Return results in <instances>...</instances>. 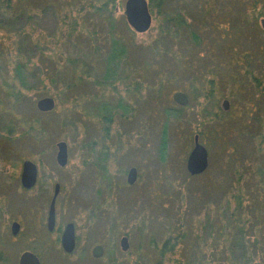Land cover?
Returning <instances> with one entry per match:
<instances>
[{"label":"rangeland","instance_id":"1","mask_svg":"<svg viewBox=\"0 0 264 264\" xmlns=\"http://www.w3.org/2000/svg\"><path fill=\"white\" fill-rule=\"evenodd\" d=\"M160 1L146 0L151 21L143 32H136L127 24L123 13L125 0H26L25 4L23 1L26 12L20 5L14 10L15 16L11 14L10 17L3 15L2 11L7 10L1 6L0 44L5 59L12 60L6 79L12 80L16 73L13 59H24L28 55L42 80L39 83L34 76L30 79L25 72L32 85L29 90H24L25 103L20 111L38 115L36 104L43 96L53 97L56 102L52 110L40 113V133L26 137L15 133L6 138L0 133V262L18 264L21 254L27 249L40 255L41 264L133 262L136 260L134 254L128 253L132 250V237L137 239L145 227L156 233L160 219L146 218V213L148 217L150 210L157 212L164 206L161 203L166 200L163 193L168 191L169 184L173 186L170 189L174 194L178 186H204L208 177L222 172L218 166L221 160H225L222 164L226 167L232 166L248 176L257 177V172L263 173L264 97L257 87L249 83L244 73L246 61L242 54L250 53L251 66L264 65V41L254 40L253 35L249 37V29L241 30L240 26L230 24L228 20L233 16L232 9L239 10L248 0H216L217 4L213 0ZM188 2H198L203 9L193 7L189 11V7L185 10ZM232 2L237 6L231 8ZM174 8L178 13L174 17L184 18L185 26L178 33L170 32V37L178 35L183 57L179 60L178 70L164 65L166 72H163L171 84L167 96L172 104L182 106V109L179 123L168 127L169 138L165 144L169 154L163 157L159 152L162 151L160 134L153 138L149 132L140 137L133 131L122 133L120 130L122 127L125 131L131 130L130 126L134 127L135 121H124L121 125L117 97L124 96L128 104L131 100L117 79L105 80L117 85L118 92H115L108 85L94 87L90 77L84 78L81 91L86 96L74 103L66 101L72 94L63 84L64 79H70L68 72L71 68H64L67 71L64 77L49 69L54 64L62 67L69 57L75 58V62L76 58L86 63L94 61L96 66L98 54L105 55L114 42L120 44V38L126 49L128 68L137 72L128 73L132 76L137 74L139 78L146 72L139 68L144 58L138 55L136 46L152 45L161 29L170 30L174 22H166L168 15L163 11ZM214 8L216 16L210 13ZM248 10L252 8L248 6ZM160 11L163 14H159ZM196 11L206 13L207 18L201 19ZM187 29L196 30L201 41L197 47L192 48ZM236 30L238 33H234ZM165 43L170 44V40H165ZM170 75L176 76L175 79ZM210 79L214 82V98L187 96L192 84L207 92ZM260 79H264L262 73ZM131 80L133 78L128 77L124 81L131 84ZM15 82L18 83L17 79ZM263 87L264 81L260 86L261 92ZM2 89L0 87V98L4 99ZM175 92L186 94L185 104L180 105L173 100ZM102 103L107 105L111 116L108 123L101 118L106 112L99 111ZM148 104L152 106L147 103L145 109ZM68 110H74L72 117L65 115ZM195 136L207 151V167L199 174L189 175L185 160ZM61 139L67 142L68 161L59 166L55 155L56 143ZM27 158L38 167V179L34 186L25 189L21 185L20 174L22 161ZM130 170H133L131 182L128 181ZM228 177L233 180L232 175ZM56 183H59V191L54 233L46 226V215ZM95 205L98 208L91 216L89 208ZM145 218L148 223L144 224ZM14 221L20 222L15 234L10 228ZM67 222L74 224L78 240L73 252L66 254L56 235H61ZM123 236L126 237L125 251L119 244ZM95 244L102 248L98 257L91 255ZM147 253L151 255L149 248Z\"/></svg>","mask_w":264,"mask_h":264},{"label":"trees","instance_id":"2","mask_svg":"<svg viewBox=\"0 0 264 264\" xmlns=\"http://www.w3.org/2000/svg\"><path fill=\"white\" fill-rule=\"evenodd\" d=\"M12 1L0 0V8L2 6L7 10L4 12L2 8L3 15H7V17L11 14L14 15L13 13L16 12L14 10H17L20 5H22L21 8L24 11L27 10L26 7H23V1L25 4L26 0L14 1L15 7L12 5ZM213 1L215 4L218 2ZM231 5V8L237 6L235 2H232ZM238 6L240 5L238 4ZM248 6L252 8L251 11H246ZM193 7L203 9L198 2H188L185 10L189 8L190 11ZM222 7L227 8L228 6ZM257 8V0H248V2L242 3L239 10L233 8V16L228 17V20L230 24L240 26L241 30L249 29V37L253 35L254 40L258 38L264 41V31L257 26V17L262 15L257 11ZM216 11L214 8L210 13L216 16ZM163 12L164 15H168L167 18L165 17L166 22H174V26L170 30L161 29L152 45H144L143 48L140 45L136 46L138 55L144 58L139 68L141 67L140 70L147 74H141L137 78V74L132 76L128 73V71H131L133 74L136 71L128 68L126 49L124 50V44L120 38H118L120 44L114 42L108 48L109 50L105 51V55L98 54L96 66H94V61L86 63L76 58L75 62V58L69 57L66 59L65 65L57 67L58 65L54 64V67L49 71L52 70L53 73L55 72L60 77H64L67 73L64 68H71V72H68L70 79H64L63 84L72 94L71 97H65L67 98L66 101H75L74 103L86 96L81 91L84 78L90 77L94 82V87L108 85L115 92H118L117 85L105 80L113 77L117 79L120 85H124L125 94H128V99L131 100L128 104L125 103L124 96L117 97L116 106L119 108L121 125L124 121H128V123L132 119L135 121L134 127L130 126L131 130L125 131V127L120 130L122 133L123 131H133L140 137L149 132L152 133L153 138H157L160 134L159 146L163 152H159L163 157H168L169 151L167 152L165 144L167 138H169L168 127L170 125L171 128L179 123L182 106L172 104V100L167 96L168 87L171 84H168L170 79L165 76L166 73L163 71L166 69L164 70L163 67L164 65L167 68L173 66L174 69L178 70L179 60L183 55L180 53L178 35L170 37V32L178 33L181 28H184L185 23L183 21L185 20L184 18H176L178 13L175 8ZM184 12L183 17L186 16V12ZM196 12L201 19L205 20L207 18L206 13ZM159 14L163 13L160 11ZM187 30L192 48L197 47L201 41L196 30ZM234 33H238L237 30ZM18 36H20V33H18ZM167 39L170 40V44L165 43ZM94 48L97 50L96 46ZM18 52L21 53L22 49ZM242 55L246 61L244 73L248 77L249 83L257 87V90L261 93L260 95L264 97V87L262 92L260 89L264 81V79L263 81L260 79V73L264 76V65H254L256 67L254 68V66H251L252 62L250 63V53ZM23 58L13 59L12 62L16 72L13 77L17 79L18 83L15 82L14 78L12 80L6 79L5 74L12 60L5 59V53L0 44V87L3 88L2 92L4 93V99L0 98V133L5 138L12 137L15 133L26 137L28 134L40 133L41 131L39 130L41 128L40 113H44L43 111L39 112L35 106L33 109H36L38 115L26 114L25 111H20L22 104L25 103L24 96H26V92L24 90H29L32 85V83L29 84L27 79H31V77L33 79L34 76L38 79L37 82L40 81L39 83H41L42 81L39 79L40 75L34 67V63L31 62L32 57L25 55ZM25 72H27L29 78ZM128 77L133 78L131 84L124 81ZM175 77L170 75L171 79H175ZM213 83L212 79L208 80L209 90L207 92L192 84L190 90L187 91V96L191 98L199 97L200 99L214 98L212 93ZM147 103L152 104V106L148 104V108L145 109ZM214 105L215 103L212 106ZM106 107L107 105L102 103L99 111L101 113L106 111L101 118L108 123L111 121V116L108 114V108ZM74 110L70 112L68 110L65 115L72 117L71 114ZM104 130L106 131L107 127ZM200 133L203 132L200 131ZM224 161L221 160L218 164L222 172L208 177L204 186H178V190L174 194V191L172 192L170 189L173 186L168 185V187L170 186L167 187L168 191L163 193L166 200L161 202L164 206L157 212L150 210L148 217L146 213V218L152 216L155 219H160L157 225L158 230L154 233L151 229L145 227L141 230L142 232L139 233L137 239L134 236L132 237V250L128 253H133L136 260L125 264H264V171L263 173L257 172V177L255 175L248 176L245 173L236 171V168L233 169L232 166L226 167L225 164H222ZM227 162L230 165V162ZM228 170L232 174H229ZM229 175L233 176V180L229 179ZM254 178H257V180H253ZM184 201L185 204H183ZM146 218L144 224L148 223ZM147 248L151 250V255H148Z\"/></svg>","mask_w":264,"mask_h":264},{"label":"water","instance_id":"3","mask_svg":"<svg viewBox=\"0 0 264 264\" xmlns=\"http://www.w3.org/2000/svg\"><path fill=\"white\" fill-rule=\"evenodd\" d=\"M123 13L127 24L136 32H143L149 28L150 25V14L147 7L146 0H125L123 5ZM262 28L264 29V19L260 21ZM173 100L180 105L186 103V94L183 92H175L172 96ZM54 98L43 96L38 100L36 106L39 111H50L52 110L54 103ZM226 103L223 101V107ZM57 152L56 161L58 165H65L68 161V150L67 142L62 140L57 142ZM22 169L20 174V182L23 188H29L34 186L37 181L38 167L33 160L27 158L22 161ZM207 167V151L202 144H200L195 136L193 139V146L187 154L185 160V169L189 175H196L201 173ZM133 170H130L128 175V181H132ZM55 191L51 197V202L49 203L47 215H46V226L49 230L54 229L55 226V202L59 191V184L54 185ZM19 229V224L13 222L11 231L13 234L17 233ZM61 235V245L65 252H71L74 247V233L72 223L69 222L65 225ZM120 249L122 251L126 250V237L123 236L120 241ZM39 255L31 252L30 250H25L19 258V264H40Z\"/></svg>","mask_w":264,"mask_h":264},{"label":"flooded vegetation","instance_id":"4","mask_svg":"<svg viewBox=\"0 0 264 264\" xmlns=\"http://www.w3.org/2000/svg\"><path fill=\"white\" fill-rule=\"evenodd\" d=\"M257 5H258V8H257V11L258 12H260L262 15L261 16H259V25H258V23H257V26L261 29V30H263L264 31V29L262 28V26H261V24H260V21L261 20H263L264 19V0H257ZM185 8V7H184ZM226 11L227 10H225V13H226ZM68 150V149H67ZM56 184H59V183H56ZM56 200H57V197H56ZM57 202V201H56ZM56 202H55V205H56ZM50 203V202H49ZM96 208H98V206L97 205H95V206H92L91 208H89L90 210H91V212H90V214L89 215H91L92 213H93V211L96 209ZM55 212H56V209H55ZM57 213V212H56ZM56 213H55V223H56ZM94 214H92L91 216H93ZM90 216V217H91ZM14 222H17L18 224H19V227H20V222L19 221H14ZM67 223H69V222H67ZM66 223V224H67ZM72 223V222H71ZM57 224V223H56ZM56 224H55V226H54V229H52V230H49V231H52V232H56ZM65 224V225H66ZM65 225H64V227H65ZM64 227L62 228V230H61V232H60V234L61 235H63L62 234V231H63V229H64ZM72 227H73V233H74V247H73V249L75 248V246H76V244H77V240H78V237L75 235V229H74V224L72 223ZM11 228V227H10ZM58 231H59V229H58ZM11 233H12V231H11ZM61 235L60 236H58V235H56V240H58V238H59V241H60V244H61ZM73 249H72V251L71 252H66V254L67 253H72L73 252ZM27 250H29V249H27ZM92 251V252H91ZM91 255H93V256H95V257H98L100 254H101V251H102V248L99 246V244H95L94 246H92V248H91ZM32 252V251H31ZM37 254V253H36ZM38 255V254H37ZM39 257V260H40V264H41V258H40V255L38 256ZM0 264H7V262H0ZM19 264V263H18Z\"/></svg>","mask_w":264,"mask_h":264}]
</instances>
